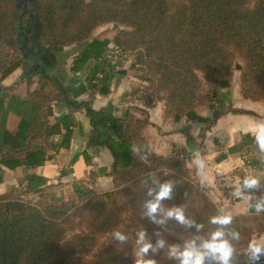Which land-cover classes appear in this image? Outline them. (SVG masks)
Masks as SVG:
<instances>
[{
  "label": "trees",
  "instance_id": "trees-1",
  "mask_svg": "<svg viewBox=\"0 0 264 264\" xmlns=\"http://www.w3.org/2000/svg\"><path fill=\"white\" fill-rule=\"evenodd\" d=\"M31 8L38 25V46L56 54L53 68L56 67L58 72L50 75L39 66L37 85L33 89L32 78L25 74L11 86L1 85L4 78L21 67L18 42L20 29L25 24H22L16 0H0V184L4 182L6 169L20 171V175L14 177L15 184H10L9 189L0 194V264H82L76 255L91 253L106 234H113L112 239L89 264H136L137 246L130 226L120 218L123 208L110 210L109 216H100V202L84 180L70 184L75 201L52 200L49 189L62 183L49 184L55 181L34 172L60 153L69 152L74 138L84 133L78 117L81 110L94 129L87 140L88 146L106 147L113 157L109 170L99 168L96 171L112 178L117 189L114 194L122 191L128 195L125 207L136 209L134 216L154 224L145 215L144 207L146 201L154 198L148 195L150 190L138 195L132 186L154 188L156 190L151 191L155 195L160 184L170 183L172 198L161 202L162 211L157 214V219L165 222L157 230L164 234L165 241L179 235L182 224L175 219H165L164 212L181 207L186 219L194 224L198 220L202 225L198 234L193 233L188 241L195 240L199 245L208 239L221 227L212 224L211 218L224 214L213 203L201 199L197 213L187 217L185 206L191 210L195 202V198L186 193L193 188L187 181L193 175L187 167L189 156L203 154L202 142L195 139L189 129L195 123H205V129L209 130L227 113L248 112L231 106L226 110L222 108L232 97H228L227 91L216 89H226L228 78L215 75V71L208 77L216 87L204 99L208 115L194 113L196 101H182L178 97H196V93L201 92L191 87L190 81H184L187 65L201 72L206 67L215 70L217 66H224V61H220L221 53L232 50L242 59L241 45L250 49L264 48L262 41L256 43L264 38V0L253 3L252 0H92L85 4L78 0H32ZM107 23L128 28L117 32L112 44L120 50L137 51L136 62L146 67L144 75L141 72L138 77L152 83L149 89L137 90L133 95L141 93L138 98L147 107L165 102L164 121L168 124L181 121L187 125L179 130L186 133L185 143L189 148L184 159H178L183 153L181 146H175V152L165 158L153 154L145 138V128L150 124L146 110L132 106L116 117L104 109L95 111L91 108L88 99L107 95L115 77L123 75L119 64L105 59V49H97L90 39L95 28ZM70 45L77 46L78 52L69 60L68 73L64 74L67 64L64 53ZM41 63L47 67L45 61L41 60ZM59 64H62L63 72L57 70ZM227 69L225 67L226 72ZM226 72L222 74L227 75ZM73 76L81 86L78 96L84 92V96L89 97L87 100L74 98L73 92L78 86L73 85ZM248 79L253 85L260 84L245 76L243 86H248ZM24 81L27 95L18 97L13 93L14 88ZM180 84H183L182 88L178 89ZM244 98L254 102L264 100L261 97ZM53 104L65 106L67 113L51 119ZM10 116L17 119L15 130L8 126ZM133 146L137 149L135 152ZM236 152L246 153V165L262 175L257 177L259 186L250 189L254 199L250 200L248 216H232V223L223 227L225 238L232 246L241 245V239L246 235L264 234V212L255 210L257 200L264 196V161L261 157L264 152L259 151L255 136L242 131L240 143L221 153L217 161ZM83 157L86 164H90L87 153ZM77 160L78 157H74L70 163L74 165ZM112 195L107 192L99 197L107 199ZM83 207L96 210L92 216L94 221L85 231L77 229L79 223L75 220ZM148 230L147 242L155 246L156 241L150 237L152 231ZM195 230L193 227V232ZM233 231L239 233L238 240L232 238ZM115 232L123 233L126 240H116ZM156 264H179V260L165 258ZM205 264H218V261L206 258ZM231 264H264V256L259 262H252L248 251L233 253Z\"/></svg>",
  "mask_w": 264,
  "mask_h": 264
},
{
  "label": "rangeland",
  "instance_id": "rangeland-1",
  "mask_svg": "<svg viewBox=\"0 0 264 264\" xmlns=\"http://www.w3.org/2000/svg\"><path fill=\"white\" fill-rule=\"evenodd\" d=\"M78 1H81L82 4H85V3L91 2L92 0H78ZM253 2H254V0H252V3ZM31 4H32V2H31ZM16 5H17V3H16ZM27 10H28V13H25L24 17L22 18L23 22L27 21L28 15H32L33 10L31 8V5L29 6V8H27ZM122 29L128 30V28H126V27H123L120 25H113L112 23L103 24V25L98 26L97 28H95L92 31L90 39H93V41H94L93 43L97 49H105V52H104V58L105 59H108V61H110L111 63L119 64V67H121L123 69V75L118 74L116 76V78H118V80L120 81L122 76L128 74L129 77L128 78L125 77V79H124L125 83L134 85L135 83L132 82V81H134L133 77L135 75L140 76L141 72L144 75L143 71L146 70V67H144L142 64H138L136 62L135 59L138 56L137 51L134 52V51H130V50H120L118 47H116L112 44L114 37L117 35V32H119ZM261 41L264 43V38L258 39L256 43L259 44ZM36 42H37V40H36ZM37 45H38V43H37ZM252 45H255V42H253ZM19 47L20 46H19V42H18V50L22 55L21 67L15 73L7 76L6 78H4L2 80L1 85L4 87L11 86L14 82L18 81L19 79H21V78L23 79L24 69H27L31 64H34V62L31 58L25 57L27 54L23 55V53ZM241 49H242V59L240 58L239 54L233 52L232 50H229L228 53H221L220 54V61H224V66H222V67L217 66L215 68V70L206 67L204 72H201L200 70L194 69L191 65H187V73L183 76L184 81H190V83H191L190 86L193 88L201 90V92H200V94L196 93V97H178V98H180L182 101H184V100L196 101L198 103V105H196L194 113L202 115V116L208 115L209 110H208L207 102L204 101V99H207V95H210L212 90L216 87V83L208 77V75H213V73L215 71V75H217V76H221V77L227 76L228 87H226V89H221L220 87H216V89H218L219 91H227L228 95H229L228 97H232V98L233 97H243V98L244 97H246V98L261 97L262 99H264V93H263L264 90H263V85H262V80L264 79V48L250 49V48L245 47L244 45H241ZM77 52H78V47L75 45H70V46L66 47V51H65L64 55L67 58L66 59L67 64L64 66V74L68 73L67 68H68L69 60ZM38 64L39 65H37V66L42 67L44 69V71H46L50 75H53V74L55 75L58 72L55 70L56 67L53 68L54 65H47V67H46L41 62ZM61 67H62V64H59V66H57V70H59V72H63ZM130 67L132 70L130 69ZM225 67H228L227 72L225 70ZM136 69H139L140 71H137ZM224 72H226L227 75L222 74ZM192 73H194V76L192 75ZM27 75H26L27 77L32 78L33 84H32L31 88L33 89L37 85L36 82H37V78L39 76V69L36 71L34 70L32 72H29ZM245 76L251 77L252 80H254V79L257 80L258 82H260V84H254L253 85L251 83V81L248 79V83H249L248 86L247 87L243 86L242 81H243ZM263 82H264V80H263ZM145 83H146V85L144 86V88H146V89H149L152 85L151 82L145 81ZM73 85L78 86V89H76V92H75V94L78 95L79 90L81 91V86L79 85V82H78V80H76V78H73ZM182 85L183 84L178 85L177 88L181 89ZM26 90H27V86H26L25 81H24L20 85H18L14 88L13 93L15 95H17L18 97H26V95H27ZM172 92H174V91H172ZM139 95H141V93H139ZM232 98L231 99L229 98V100H226L223 103L222 108L224 110H226V108H229L228 105H232L231 104ZM159 103H161V102H159ZM262 103L264 104V100H262ZM161 104H162L163 108L166 106L165 102H163V101ZM183 124H184L183 122L181 123V121H179L178 123L174 124V127H178V126L181 127ZM195 124H198V123H195ZM16 125H17V119L13 116H10L9 120H8L9 128L12 130H15ZM145 133H146V131H145ZM184 134H186V133H184ZM145 138H146V136H145ZM146 140H147V138H146ZM147 142L149 143V145L151 147L150 142L148 140H147ZM151 150L153 151L154 155L161 156L162 158L167 157V155L169 153L175 152V149H171V151H167L166 153L160 151L159 152L160 154H159V153H157V151H154V149H152V147H151ZM180 150L183 152L182 149H180ZM184 155H186V154L182 153V156H181V154H179L178 159H184ZM261 157L264 158L263 155ZM14 172H15V174H14ZM14 172L12 173V172L6 171V174L4 175V177H8V178H6L7 183L5 185H0V194L7 191L9 189L10 184H15L14 175H16V176L20 175V171L14 170ZM57 181L48 182V183L54 184V183H57ZM187 181L189 182V184L193 188L188 189L186 191V193L195 198V202H193V206H192L191 210H189L185 206V210L187 212V217H190L193 214L197 213V211H198L197 208L200 205L201 199H202V201L204 200V201H207L209 203H213L214 205H216L217 208L220 210V212L223 214H231V216H238V214L241 215L242 213H244V209H245L244 204H242L238 209H234L235 201L239 200L238 198H240V197H237L234 195V192L236 191L238 184H236L234 186H232V185L230 186V185H227L226 183L221 184L220 181L217 180L219 190L218 191H209L208 189L200 188V186L196 182V179L194 178V176H191L189 178V180L187 179ZM58 183H60V182L58 181ZM221 187H223L222 190H220ZM132 189L135 193L139 192L138 195L143 194L147 189L156 190V189L151 188V187L144 188V187H140L137 185H133ZM116 190H115V188H113L112 190L107 191L108 193L113 194L111 197H107V199H101L99 197L100 195L105 194L107 192L95 193V197H97L98 202H100V205L98 208L99 209L98 210L99 215L102 217L109 216L111 214L110 210L123 208V214L121 215L120 218L123 219L125 224L130 226L132 237L134 240V244L137 246V251L140 247V245L137 243L139 234L141 231L145 232V234H146L145 240L148 241V239H149V230L148 229H150L152 231V233L150 234V237L152 239H154L156 242L158 240H163L164 245L168 246V248H166V249L165 248L159 249V252L157 251L158 254H156L157 252L153 253L150 251L147 255H145L143 257V259L153 260L154 264L158 263L159 261H161L162 259H165V258L178 259L176 257L170 256L169 249L172 246H176L177 248L182 250L184 245L188 242V238L190 236H192L193 233H196V235L198 234L197 229L193 232V227H188V226L182 224L181 226H179L181 229V233L179 235L172 237L171 239L165 241L164 240V234L157 230V228L160 226V224H157V223L153 224L149 221L144 220L143 218H139L138 216H134L133 212H136V209L133 210L131 208L125 207V203L128 201V195H126L122 191L119 194H114L116 192ZM245 195H243L241 197V199L245 198L243 200H245L246 202L248 201V203H249V201L251 200V197H249L247 195L245 196ZM72 196L73 195L71 192L70 183H62V184H59V186L56 188L49 189V197L52 200H56V201H60V202L71 201L73 199ZM152 196L154 197V195H152ZM32 198H34V197H32ZM95 211L96 210L89 208V207L81 208L78 215L75 218L76 222L79 223V226L77 227V229L85 231L88 228V226L94 221L92 216H93V213ZM244 215L248 216L246 214H244ZM78 216H80V218H77ZM196 223L198 224L199 221L197 220ZM260 233H257L258 235L250 234V235L244 236L241 239L242 240L241 245L233 246L234 253H245V252H247L248 251V244L250 242L264 241V234H263V232H260ZM112 236H113V234H106V235L102 236L99 240L98 247L95 250H93L91 253H89L86 256L76 255V257L81 259L82 264H89L91 261L94 260V257L97 254V252L108 245V243L112 239ZM137 251H136V258H135L136 261H137V259L140 258L137 256ZM156 258H157V262H156Z\"/></svg>",
  "mask_w": 264,
  "mask_h": 264
},
{
  "label": "crops",
  "instance_id": "crops-1",
  "mask_svg": "<svg viewBox=\"0 0 264 264\" xmlns=\"http://www.w3.org/2000/svg\"><path fill=\"white\" fill-rule=\"evenodd\" d=\"M125 77L128 78L129 75L126 74L122 76L120 81L115 77L111 91L105 96H94L88 99L89 97L84 96V92L78 96L81 93L79 90L80 93L78 95L73 92L74 98L79 101L88 99L93 110L98 111L104 109L106 112L116 117L122 116L124 110L128 107L134 106L144 109L148 113L150 122L145 128V136L150 142L152 149L157 151V153L160 151L166 153L167 151H171L175 146H181L183 153L188 154L189 148L185 143V135L179 132L180 126L174 127V124H168L164 121L162 104L158 103L154 107H147L146 104L138 98L139 94L133 95L137 90L139 91L143 89L146 83L135 75L133 77L134 81H132L135 84H128L124 81ZM73 78H76V76H73ZM233 98L232 105L228 106H231L234 109L247 111L248 113H227L218 119L216 124L209 130L205 129V123L194 124L189 131L195 139L202 142L203 154L200 156H189L190 159L187 167L193 172L192 176H194L200 188H205L209 191H218L217 180H219L221 184L226 183L230 186L238 184L237 188H241L243 195L246 194L251 197V199H254L250 189L242 188V181L246 177L254 176L257 178L262 175V173H259L256 169L246 165L247 154L244 153L242 155L241 153L236 152L228 154L225 159L220 161H217V158L221 153L227 151L229 147L240 143L242 131L248 132L251 136H255V123L258 121H264V104L243 97ZM52 106L53 116L51 119L67 113V108L63 105L53 104ZM78 117L84 133L81 136L74 138L70 151L60 153L44 166L34 170V172L50 181L58 180L60 183L71 184L75 181L84 180L87 182L89 188L95 193L110 191L114 188L112 178L107 175H99L96 169L105 168L109 170L113 163V157L106 147L94 145L88 146L87 140L94 132V129L91 127L90 120L87 118L83 110L78 113ZM181 127L185 128L187 125L184 124ZM256 150V147H254V152H256ZM84 153H87L90 159V164H86L83 157ZM74 157H78V160L73 165L70 163V160ZM197 158L204 161L205 167L203 172L197 168ZM6 171L14 172L7 169ZM65 171L67 172L65 173ZM6 178L8 177H4V182L0 185H5ZM222 189L223 187H221L220 190ZM238 199L239 200L235 201L234 209H238L244 204L245 209L242 214H246L249 210L250 201L248 203V201L246 202L243 200L245 198L241 199V197Z\"/></svg>",
  "mask_w": 264,
  "mask_h": 264
},
{
  "label": "clouds",
  "instance_id": "clouds-1",
  "mask_svg": "<svg viewBox=\"0 0 264 264\" xmlns=\"http://www.w3.org/2000/svg\"><path fill=\"white\" fill-rule=\"evenodd\" d=\"M254 134L256 145L260 152H264V121H258L254 125ZM133 152L137 149L135 146L132 148ZM198 156V154H197ZM197 168L203 172L205 167L204 161L197 158ZM259 186V180L256 177H246L242 181L243 189H256ZM173 186L170 183L160 184L158 191L155 192L154 198L146 201L144 207L146 209L145 215L154 223L163 224L164 219H157V214L162 211L161 202L172 198ZM152 196L153 193L150 190L148 193ZM237 197L243 196L241 188H237L234 192ZM255 210L257 213L264 212V196H261L256 204ZM165 219H175L178 223L186 225L188 227H195L197 230L202 228V225L194 224L193 221L186 219L184 210L181 207H173L164 212ZM211 223L221 226L216 231L212 232L210 237L199 243L195 240L188 241L183 249H179L176 246H172L169 249L170 256L176 257L179 260V264H205L206 258L218 261V264H231V258L234 253V248L228 239L225 238V232L223 227L232 223L231 214L217 215L211 218ZM145 232L141 231L137 240L140 245L137 256L136 264H154L153 260H145L143 257L150 251L155 253L158 249L164 247V241L158 240L156 245L153 246L151 242L145 240ZM233 239H239V233L233 231L231 233ZM114 238L118 241H125L126 236L121 232H115ZM248 252L250 260L252 262H259L261 257L264 256V241H253L248 244Z\"/></svg>",
  "mask_w": 264,
  "mask_h": 264
},
{
  "label": "flooded vegetation",
  "instance_id": "flooded-vegetation-1",
  "mask_svg": "<svg viewBox=\"0 0 264 264\" xmlns=\"http://www.w3.org/2000/svg\"><path fill=\"white\" fill-rule=\"evenodd\" d=\"M30 5H31V3H30ZM22 7L26 8L27 6L24 3ZM28 7H29V5H28ZM30 16L31 15H28V19L26 22L22 21V24H25V26H23L20 29V37L25 42L24 47H25V51L27 53V55L25 57L31 58L34 62V64H31L27 69H24L25 75H27L29 72H32L34 70L36 71L39 69V66L37 68H35V66L39 65L38 63L41 62L42 56H43V52L40 51V48L38 47L37 42H36L37 28H38V25L36 23L37 21H36V19H31ZM34 44H36L37 46H34ZM52 65H54V64H52Z\"/></svg>",
  "mask_w": 264,
  "mask_h": 264
},
{
  "label": "water",
  "instance_id": "water-1",
  "mask_svg": "<svg viewBox=\"0 0 264 264\" xmlns=\"http://www.w3.org/2000/svg\"><path fill=\"white\" fill-rule=\"evenodd\" d=\"M32 2V0H16V3H17V7L21 10V18L24 17L25 13L28 12L27 8L28 5L30 6V3ZM26 4V8H23V4ZM32 12V11H31ZM31 19H35L33 17V15L30 16ZM19 48L21 49L23 55H26V51H25V42L24 40H22L21 38H19ZM34 46H37L36 44H34ZM41 52H43V56H42V60L46 62L47 65H52L54 64L56 61H57V56L55 53L53 52H50V51H47V50H44V49H40ZM38 66L36 65L35 68H37ZM67 171H65L66 173ZM64 174V172H63Z\"/></svg>",
  "mask_w": 264,
  "mask_h": 264
}]
</instances>
